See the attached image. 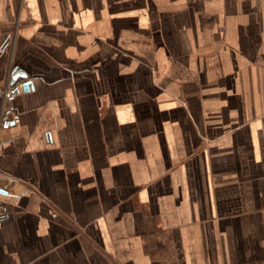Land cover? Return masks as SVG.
<instances>
[{"label":"crops","instance_id":"crops-1","mask_svg":"<svg viewBox=\"0 0 264 264\" xmlns=\"http://www.w3.org/2000/svg\"><path fill=\"white\" fill-rule=\"evenodd\" d=\"M0 264H264V0H0Z\"/></svg>","mask_w":264,"mask_h":264},{"label":"built area","instance_id":"built-area-1","mask_svg":"<svg viewBox=\"0 0 264 264\" xmlns=\"http://www.w3.org/2000/svg\"><path fill=\"white\" fill-rule=\"evenodd\" d=\"M20 72H24L23 69L19 66L12 69L9 76V81L6 87L0 89V98H3L4 101H11L16 95L24 91V79L19 78L16 82L13 83V77ZM21 120L20 114L16 112L11 107L2 109L0 115V128L8 129L14 124H18Z\"/></svg>","mask_w":264,"mask_h":264},{"label":"water","instance_id":"water-1","mask_svg":"<svg viewBox=\"0 0 264 264\" xmlns=\"http://www.w3.org/2000/svg\"><path fill=\"white\" fill-rule=\"evenodd\" d=\"M28 74L26 72H20L17 73L14 77H13V83L16 82L19 78H27ZM33 83L31 80H28L24 83V91H29L30 88L32 87ZM0 191H2L0 189Z\"/></svg>","mask_w":264,"mask_h":264}]
</instances>
